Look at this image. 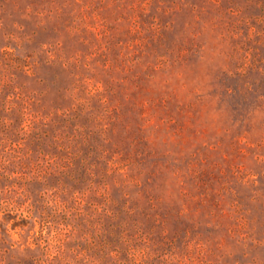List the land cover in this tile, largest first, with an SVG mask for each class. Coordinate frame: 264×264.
Wrapping results in <instances>:
<instances>
[{"label": "rangeland", "instance_id": "374dc122", "mask_svg": "<svg viewBox=\"0 0 264 264\" xmlns=\"http://www.w3.org/2000/svg\"><path fill=\"white\" fill-rule=\"evenodd\" d=\"M0 109L21 260L264 264V0H0Z\"/></svg>", "mask_w": 264, "mask_h": 264}, {"label": "trees", "instance_id": "16d2710c", "mask_svg": "<svg viewBox=\"0 0 264 264\" xmlns=\"http://www.w3.org/2000/svg\"><path fill=\"white\" fill-rule=\"evenodd\" d=\"M74 117H64V122L71 121ZM6 123L2 118L0 109V141L3 131L6 129ZM8 159L6 155L0 153V264H36V258L20 259L18 256L22 249V243L15 240L13 233L17 232L18 228L27 225L24 217H18L14 212L12 200L8 194L13 191V173L14 170L9 169ZM24 249L29 250L28 247Z\"/></svg>", "mask_w": 264, "mask_h": 264}]
</instances>
